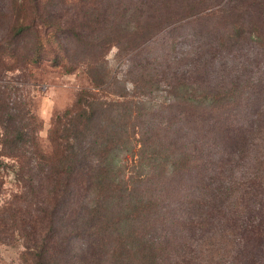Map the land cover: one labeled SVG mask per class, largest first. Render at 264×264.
I'll return each instance as SVG.
<instances>
[{
    "label": "trees",
    "instance_id": "16d2710c",
    "mask_svg": "<svg viewBox=\"0 0 264 264\" xmlns=\"http://www.w3.org/2000/svg\"><path fill=\"white\" fill-rule=\"evenodd\" d=\"M51 4L21 58L89 83L48 150L0 91V237L24 264H264V0Z\"/></svg>",
    "mask_w": 264,
    "mask_h": 264
},
{
    "label": "rangeland",
    "instance_id": "374dc122",
    "mask_svg": "<svg viewBox=\"0 0 264 264\" xmlns=\"http://www.w3.org/2000/svg\"><path fill=\"white\" fill-rule=\"evenodd\" d=\"M45 2L52 3L50 6L55 8L54 13H63L70 17L82 4H100L104 0H0V91H5L3 95L9 94L10 102L25 103L37 115L40 120L38 137L41 145L48 150L50 142L47 133L54 115L71 105L78 89L88 85L89 81L82 68L67 73L62 67L53 66L47 60L32 63L21 58L27 54L31 38L44 30L39 13ZM21 21L28 24L23 32L28 42L17 44L18 54H15V58L10 56V49L6 45L14 33L12 27ZM113 54L114 48L108 53L112 63ZM0 179L3 183L0 201H4L11 189L16 187V183L2 165ZM2 234L0 264H24L20 256L23 249L22 239L17 235L9 236L7 232Z\"/></svg>",
    "mask_w": 264,
    "mask_h": 264
}]
</instances>
